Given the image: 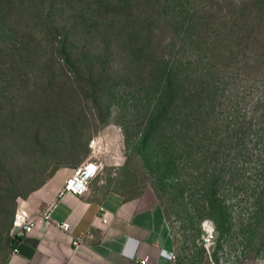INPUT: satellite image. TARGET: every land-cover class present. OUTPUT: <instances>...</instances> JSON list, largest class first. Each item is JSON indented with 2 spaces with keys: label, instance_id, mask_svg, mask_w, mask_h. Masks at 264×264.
Returning a JSON list of instances; mask_svg holds the SVG:
<instances>
[{
  "label": "rangeland",
  "instance_id": "1",
  "mask_svg": "<svg viewBox=\"0 0 264 264\" xmlns=\"http://www.w3.org/2000/svg\"><path fill=\"white\" fill-rule=\"evenodd\" d=\"M233 2L242 4V0H193L192 5L203 11L221 7L225 12ZM226 21L228 28L231 20ZM260 33L264 35V27ZM263 37H259L261 47ZM232 49L238 48L230 45L228 50ZM249 49H255L254 44H248L245 50ZM248 51L247 59L248 54L253 57ZM247 59L230 83H264L263 61L250 69ZM205 60H210L209 55ZM217 62L225 63L223 57ZM129 81L54 84L52 95L45 83H4L0 261L8 251L6 238L19 202L54 180L58 172L67 170L71 175L94 159L101 164L91 183L95 187L162 206L176 255L184 264H264L261 145L253 143L256 132H243L245 123L232 110L238 107L247 119L264 113V104L254 105L259 89H246L250 92L244 98L246 90L240 87L239 103L237 98L233 103L226 99L219 113L205 117L197 131L175 123L161 127V123L145 141L149 119L159 107L155 100L159 90L155 83ZM232 137L243 142L235 145ZM59 178L55 180L60 184Z\"/></svg>",
  "mask_w": 264,
  "mask_h": 264
},
{
  "label": "trees",
  "instance_id": "2",
  "mask_svg": "<svg viewBox=\"0 0 264 264\" xmlns=\"http://www.w3.org/2000/svg\"><path fill=\"white\" fill-rule=\"evenodd\" d=\"M192 3L0 0L1 133L4 83H45L50 91L60 83H155L159 107L149 119L145 141L155 135L161 123V127L175 123L189 132L199 130L205 117L219 113L226 99L233 103L237 98L235 103H239L236 91L240 87L258 88L260 94L254 105L258 108L264 104V83H230L242 72L240 65L247 59L248 44H254L256 50L249 49L253 57L248 54L247 67L254 68L262 61L264 65V46L259 39L264 36L260 33L264 0L233 2L225 12L221 7H204L203 11ZM227 19L231 20L228 28ZM230 45L238 49L228 50ZM222 46L227 48L223 50ZM207 55L210 60H205ZM221 57L225 63L218 65ZM213 60L216 62L211 63ZM258 72L253 71L256 75ZM232 110L243 119V132H256L253 143L261 145L258 156L264 171V113L247 119L238 107ZM231 142L238 145L243 140L232 137ZM22 238L9 234L8 251L0 263Z\"/></svg>",
  "mask_w": 264,
  "mask_h": 264
},
{
  "label": "crops",
  "instance_id": "3",
  "mask_svg": "<svg viewBox=\"0 0 264 264\" xmlns=\"http://www.w3.org/2000/svg\"><path fill=\"white\" fill-rule=\"evenodd\" d=\"M69 175L67 170L58 172L62 183H57L55 176L20 205L32 213L52 207V219L68 221L70 230L42 221L14 243L0 264H141L145 256L148 264H184L177 255L173 258L176 246L161 205L127 198L118 191H103L93 184L83 196L61 195ZM77 239L84 241L78 250ZM134 250L135 257H129Z\"/></svg>",
  "mask_w": 264,
  "mask_h": 264
},
{
  "label": "built area",
  "instance_id": "4",
  "mask_svg": "<svg viewBox=\"0 0 264 264\" xmlns=\"http://www.w3.org/2000/svg\"><path fill=\"white\" fill-rule=\"evenodd\" d=\"M100 171L101 164L98 161L90 159L84 162L75 168L72 174L66 178L60 194L62 195L66 192H71L79 196L85 195L90 190L91 183L99 175ZM51 211L52 207H48L43 211L32 213L27 208L20 205L19 202L13 217L11 230L12 236L24 237L28 234H31L36 229L37 225L42 221L53 223L64 231H69L71 227L70 223L68 221L53 220L51 217ZM104 221H106L105 218ZM83 242L84 241L82 239H77L75 241V248L77 250L80 249L83 245ZM128 256L134 258L135 250L129 253ZM173 258H176V253L173 255ZM148 262V256L140 259L141 264H148Z\"/></svg>",
  "mask_w": 264,
  "mask_h": 264
}]
</instances>
